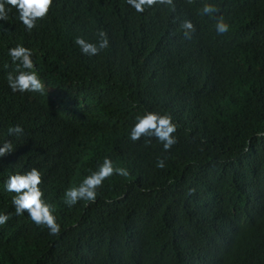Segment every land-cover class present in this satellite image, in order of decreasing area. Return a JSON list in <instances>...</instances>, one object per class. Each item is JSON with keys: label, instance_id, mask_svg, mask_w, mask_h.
Masks as SVG:
<instances>
[{"label": "trees", "instance_id": "trees-1", "mask_svg": "<svg viewBox=\"0 0 264 264\" xmlns=\"http://www.w3.org/2000/svg\"><path fill=\"white\" fill-rule=\"evenodd\" d=\"M204 2L137 13L126 0H53L31 30L14 7L0 19V142L13 144L0 157V264H264V0H208L212 16ZM221 16L229 29L217 34ZM99 30L108 46L81 54L74 38L95 43ZM16 44L30 49L43 93L8 88ZM145 109L172 116L169 149L128 138ZM17 124L22 134L7 136ZM105 156L129 175L64 205L63 190ZM33 167L57 234L16 215L3 190Z\"/></svg>", "mask_w": 264, "mask_h": 264}, {"label": "clouds", "instance_id": "clouds-1", "mask_svg": "<svg viewBox=\"0 0 264 264\" xmlns=\"http://www.w3.org/2000/svg\"><path fill=\"white\" fill-rule=\"evenodd\" d=\"M137 13H142L147 7L160 2L171 5L172 0H126ZM53 0H0V19L6 17L9 8L14 7L17 19L23 24L26 30H31L35 26L38 18H42L49 10ZM201 15L212 16L217 11L213 3L205 2L200 8ZM181 27L185 30L187 36L193 30V24L190 20H184ZM229 29V24L224 18L218 17L215 21V31L217 34H223ZM98 39L95 43L85 40L83 37L74 38V44L79 46L80 53L87 56H93L101 49L108 46V39L103 30L97 32ZM7 55L15 64V70L5 76L8 88L12 92H37L43 93L45 86L41 81L38 72L35 70L34 61L30 49L21 44L7 49ZM176 123L168 113L158 111H149L145 109L137 114L134 122L128 129V138L132 141L143 137H155L162 143L163 149L167 150L176 141L174 135H170L176 130ZM23 129L20 125H11L7 127V136H19ZM13 152V144L5 139L0 142V157ZM163 160L157 159L156 167H163ZM127 177L128 171L124 167L114 166L108 157H103L97 166L79 181L78 184L69 185L63 190V204L72 207L78 201L93 202L97 197V188L102 182L113 174ZM41 173L33 167L26 171L12 172L3 182V190L12 193L11 205L16 215L27 213L30 219L38 226L47 227L50 234H57L60 230L59 224L53 214L51 204L44 199V193L40 187ZM8 220V215L0 213V224Z\"/></svg>", "mask_w": 264, "mask_h": 264}, {"label": "bare ground", "instance_id": "bare-ground-1", "mask_svg": "<svg viewBox=\"0 0 264 264\" xmlns=\"http://www.w3.org/2000/svg\"><path fill=\"white\" fill-rule=\"evenodd\" d=\"M116 23V22H115ZM91 25V24H90ZM98 27V26H97Z\"/></svg>", "mask_w": 264, "mask_h": 264}]
</instances>
